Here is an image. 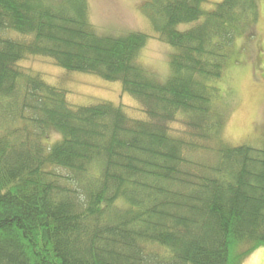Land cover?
Wrapping results in <instances>:
<instances>
[{
    "label": "trees",
    "instance_id": "obj_1",
    "mask_svg": "<svg viewBox=\"0 0 264 264\" xmlns=\"http://www.w3.org/2000/svg\"><path fill=\"white\" fill-rule=\"evenodd\" d=\"M206 2L144 5L175 48L160 82L150 36L99 34L87 0H0V264H244L264 245V142L224 138L218 85L261 3ZM32 56L121 82L146 117L71 105Z\"/></svg>",
    "mask_w": 264,
    "mask_h": 264
},
{
    "label": "rangeland",
    "instance_id": "obj_2",
    "mask_svg": "<svg viewBox=\"0 0 264 264\" xmlns=\"http://www.w3.org/2000/svg\"><path fill=\"white\" fill-rule=\"evenodd\" d=\"M77 1L58 0L71 5ZM147 1L87 0L89 18L101 35L120 36L131 31L148 34L150 37L140 55L141 62L160 82H166L171 75L170 60L175 48L157 38L145 13L144 5ZM219 1L207 0L204 8L212 9ZM260 3L255 36L245 45L248 46V52L238 54V61L229 65L218 83L222 90L219 107L225 115L224 138L233 145L264 142V0H260ZM197 23H181L178 29L186 30ZM242 44L240 39L237 47L241 48ZM23 64L39 71L48 83L66 90L67 100L73 106L110 101L124 106L131 117H146L140 111L138 101L123 90L121 82L107 81L93 74L70 72L42 56H32L24 60ZM49 134L52 140L60 136L53 130ZM244 264H264V245L249 255Z\"/></svg>",
    "mask_w": 264,
    "mask_h": 264
}]
</instances>
